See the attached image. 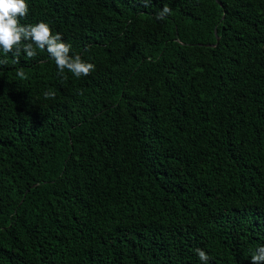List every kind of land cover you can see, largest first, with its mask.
<instances>
[{
	"label": "trees",
	"instance_id": "1",
	"mask_svg": "<svg viewBox=\"0 0 264 264\" xmlns=\"http://www.w3.org/2000/svg\"><path fill=\"white\" fill-rule=\"evenodd\" d=\"M27 3L95 71L0 50V264H252L264 0Z\"/></svg>",
	"mask_w": 264,
	"mask_h": 264
},
{
	"label": "clouds",
	"instance_id": "2",
	"mask_svg": "<svg viewBox=\"0 0 264 264\" xmlns=\"http://www.w3.org/2000/svg\"><path fill=\"white\" fill-rule=\"evenodd\" d=\"M145 7L151 0H141ZM29 6L27 0H0V50L6 55L12 52L18 57L23 51L27 57L36 56L37 49L45 50L55 61L60 74L65 70L76 78L88 76L95 71V64L84 60L80 55H71V44L66 43L60 33H54L49 23L39 21L35 24H22L21 18L27 16ZM171 14V9L166 5L156 14L158 20H164ZM5 61L0 60V64ZM17 75L26 79L24 71L18 70ZM82 94V93H81ZM55 91H46L45 98L55 99ZM195 252L202 262L208 264L209 255L202 248ZM252 264H264V246H260L251 256Z\"/></svg>",
	"mask_w": 264,
	"mask_h": 264
}]
</instances>
